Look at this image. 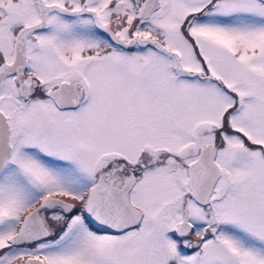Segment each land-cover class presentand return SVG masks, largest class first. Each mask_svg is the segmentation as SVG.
<instances>
[{"label": "snow or ice", "instance_id": "6c2138e0", "mask_svg": "<svg viewBox=\"0 0 264 264\" xmlns=\"http://www.w3.org/2000/svg\"><path fill=\"white\" fill-rule=\"evenodd\" d=\"M0 264H264V0H0Z\"/></svg>", "mask_w": 264, "mask_h": 264}]
</instances>
